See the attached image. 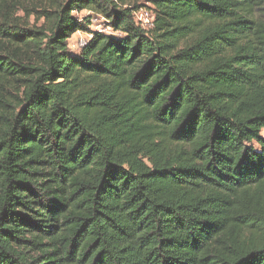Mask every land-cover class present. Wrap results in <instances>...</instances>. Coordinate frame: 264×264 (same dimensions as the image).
I'll use <instances>...</instances> for the list:
<instances>
[{"label": "trees", "instance_id": "trees-1", "mask_svg": "<svg viewBox=\"0 0 264 264\" xmlns=\"http://www.w3.org/2000/svg\"><path fill=\"white\" fill-rule=\"evenodd\" d=\"M140 1L0 0V264H264V0Z\"/></svg>", "mask_w": 264, "mask_h": 264}, {"label": "rangeland", "instance_id": "rangeland-1", "mask_svg": "<svg viewBox=\"0 0 264 264\" xmlns=\"http://www.w3.org/2000/svg\"><path fill=\"white\" fill-rule=\"evenodd\" d=\"M139 4L143 5L144 8L151 7V3H149L146 0H141ZM79 18H84V17H91L92 20V26L90 27V31H104L105 33H111L112 29L108 25L107 20L103 16H95L94 14L92 15L91 13L87 11H83L82 13H79L77 15ZM137 22L141 25L140 22V16L138 15L136 18ZM149 29V28H145ZM91 33L90 32H79L75 34L71 40V49L76 50L78 48V44L82 41V39H88L90 38Z\"/></svg>", "mask_w": 264, "mask_h": 264}, {"label": "built area", "instance_id": "built-area-1", "mask_svg": "<svg viewBox=\"0 0 264 264\" xmlns=\"http://www.w3.org/2000/svg\"><path fill=\"white\" fill-rule=\"evenodd\" d=\"M138 15L140 16V22H141V26L143 28H149L150 29V28L154 27V15L151 11L144 8V9H141V11L139 13H137V16ZM100 32L105 33L104 31H100ZM88 39H82V41L77 45L78 49L84 47L86 45Z\"/></svg>", "mask_w": 264, "mask_h": 264}]
</instances>
